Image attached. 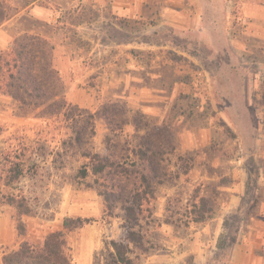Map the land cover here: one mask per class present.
Instances as JSON below:
<instances>
[{"label":"rangeland","instance_id":"374dc122","mask_svg":"<svg viewBox=\"0 0 264 264\" xmlns=\"http://www.w3.org/2000/svg\"><path fill=\"white\" fill-rule=\"evenodd\" d=\"M0 1L11 16L0 25V49L24 35L38 36L74 62L65 80L56 70L57 84L45 73L47 96L28 98L31 105L0 95V174L5 159L24 149L27 172L19 187L31 209L23 217L27 241L41 234L40 223L82 218L69 215V209L80 212L93 203L100 215L83 218L101 225L97 258L108 254L109 238L126 237L122 228L139 234L133 251L149 252L151 242L161 239L154 230L167 216L159 209L168 208L177 226L174 235L198 218L192 205L200 204L202 185H192L188 202L170 195L161 203L165 187L181 176L187 181L206 172L221 177L205 183L208 212L195 209L211 218L219 214L215 190L232 183L237 159L252 167L245 203L248 212L257 213L253 207L264 188L255 177L258 169L264 172V0H155L174 6L178 15L165 10V16L148 14L144 20L120 16L112 0ZM71 91L72 100L65 97ZM146 134L159 152L148 176L154 183L168 177L163 186L147 188L131 163L96 175L89 169L87 177H80L93 155L114 165L118 158L132 161L128 149H144ZM139 160L144 168V159ZM13 213L0 207V264L4 252L22 240ZM5 220L12 235L5 232ZM225 220L223 242H230L240 218Z\"/></svg>","mask_w":264,"mask_h":264},{"label":"crops","instance_id":"0c3cea01","mask_svg":"<svg viewBox=\"0 0 264 264\" xmlns=\"http://www.w3.org/2000/svg\"><path fill=\"white\" fill-rule=\"evenodd\" d=\"M191 4L188 7H191ZM111 7L112 10L114 12L116 11L120 16H127L139 20L147 19L148 14L150 17L157 16V18H160L161 16H165L166 13L171 14L173 10L177 15L179 12L174 6H172V8H166L165 5L155 0H112ZM151 9H154V11ZM165 10H167L166 13ZM152 13H154V15ZM182 17L186 20V16L182 15ZM46 38L48 39V37ZM59 51L60 47L56 45L55 48H53L52 65L53 68L59 72L61 77H63V80H65L64 75L72 71L74 62L70 59V56L67 54L63 56ZM71 94H73L72 91L65 97L72 100ZM79 101H81V99ZM231 171L233 173L232 183L230 185H218L217 190H215V192L218 193L217 202H215L218 207V215L215 214L210 218L208 217L209 214L206 213L203 222L197 223L191 220L192 222L186 224V226H182L184 231L183 234L174 235L173 233H176L175 230L177 226L174 222L169 220L171 218L168 208L159 209L161 215L165 214L164 210H166L167 213L166 218H164L154 230L160 234V241L153 240V242H151L153 244V249L143 254L135 252L134 249V251L129 253L131 264H264V188L260 202L258 201L253 207L256 209L257 213L253 211L248 212L245 201L249 195L251 182L254 180L252 176V167L246 166L245 160L237 159L233 160V169ZM255 177L257 185L264 182V172L262 169H258ZM219 179H221V177L215 178L214 175L208 172L199 174V177L195 178V180L190 178V180L187 181L184 179V176H181L179 179L176 178L177 186L174 185L170 188L168 186L165 187L163 194L161 196L159 195L160 197L157 191H155L153 201L157 199L158 196V200L162 199L161 203H164L170 195H174L188 202L193 193V184L202 185L200 186V190L202 191L201 197L206 200L208 197L204 190L205 183L220 181ZM168 181L167 177L165 182L162 183ZM162 183L158 185L163 186ZM178 187L179 189L176 190ZM190 187L191 190L188 191V194L183 193L186 188L188 190ZM173 189H175V192ZM180 190L183 191L180 192ZM72 210L69 209V215L73 213L82 216V218L94 217L97 219L100 215V212H97L98 209L93 203L80 212H78L79 208ZM153 210L154 209H152V211ZM64 215H67L66 212ZM244 215L246 217H244ZM230 216L239 217L240 224L236 228L232 240L230 242H223V240L226 239V237L224 238L226 233L225 219H228ZM64 218L60 221H51V223L49 222L45 225L40 223L39 231L41 234L38 233L36 236L37 238H34L33 235H29V240L37 244L42 236L48 232L63 231L62 222ZM101 231L100 223H88L82 228L67 234V243L72 264H106L107 254L97 258V251L100 249L101 244L98 238L101 236ZM5 232L12 235L7 221ZM120 236L121 234H118L117 237H111L108 241L117 240ZM24 239L25 238L22 237V240ZM5 243L10 244L8 240H5ZM109 249L111 250L110 247Z\"/></svg>","mask_w":264,"mask_h":264},{"label":"trees","instance_id":"16d2710c","mask_svg":"<svg viewBox=\"0 0 264 264\" xmlns=\"http://www.w3.org/2000/svg\"><path fill=\"white\" fill-rule=\"evenodd\" d=\"M17 9L19 8H16L14 13L18 12ZM8 12V9L0 1V25L11 17ZM52 52L53 48L46 40L38 36L28 35L14 39L9 49H0V95L11 98L21 106L31 105L27 100L30 97L38 99L44 96L46 97V84H48L46 74L52 76L51 78L55 84L60 82L57 71L52 65ZM38 103L44 104L42 100ZM147 136L148 134L142 137V141L146 144L144 149H137L135 146L128 149L134 158L132 161L131 158H128L129 156L126 159L118 158L114 165L113 162L108 163L105 156L99 159V156L93 155L90 158L93 159V162H91L89 168L88 165L87 167L83 166L80 168V177H87L89 169L96 175L104 173L107 167L126 166V163H131L135 169L137 168L136 170L140 171L141 182L147 188L149 187L148 185L162 183L160 180L154 183V180H150L148 176V172L153 173V167L157 165V161L155 162L154 160L159 152L154 146H151L153 143L147 139ZM137 152L138 158L140 159L142 157L144 159V168L138 162L140 160L135 158ZM23 153L24 149L19 154L15 153L13 160L7 157L4 165L6 169L3 174H0V207L8 206L12 208L14 211L12 218L20 237H25L27 234V227L23 217L31 215L28 200L19 187L21 178L27 172L26 160L22 159V156H24ZM34 167L37 166L34 165ZM152 177L156 179V175H152ZM123 178L124 180L127 179L126 176H123ZM120 179L122 178L120 177ZM151 189L153 190V188ZM154 191H152V196ZM199 203L192 205V213L198 217L192 220L197 223L204 221V213L209 210H207L208 205L206 200L201 198ZM196 207L206 209V211L203 213L200 210L196 211ZM89 222L90 220L86 218L65 217L62 222L63 231L47 234L39 244L31 243L25 239L22 240L18 247L4 252L1 258V264H72L66 235L82 228ZM122 229L126 233V237L120 236L117 240H111L108 243L111 250L108 247L109 251L106 256V264H131L129 253L133 251V247L138 248L139 243H135L136 238L134 237L139 236V234L134 230Z\"/></svg>","mask_w":264,"mask_h":264}]
</instances>
